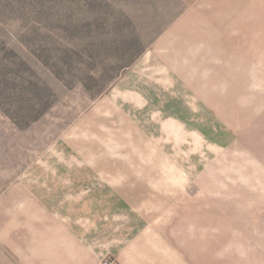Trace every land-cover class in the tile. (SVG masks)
Listing matches in <instances>:
<instances>
[{
    "label": "rangeland",
    "instance_id": "obj_1",
    "mask_svg": "<svg viewBox=\"0 0 264 264\" xmlns=\"http://www.w3.org/2000/svg\"><path fill=\"white\" fill-rule=\"evenodd\" d=\"M116 172L126 228L264 196V0H0V264H78Z\"/></svg>",
    "mask_w": 264,
    "mask_h": 264
},
{
    "label": "crops",
    "instance_id": "obj_2",
    "mask_svg": "<svg viewBox=\"0 0 264 264\" xmlns=\"http://www.w3.org/2000/svg\"><path fill=\"white\" fill-rule=\"evenodd\" d=\"M169 158L162 163L171 165L173 161ZM141 160L144 164L151 162L149 158H141ZM135 172L133 177L137 182L131 186L134 187L133 194L139 196L140 191L149 194V189L154 188L152 184L154 178L152 176L149 179L147 176L145 178V174L140 170ZM101 175L105 177L102 173ZM113 175L106 181L111 180L115 185L110 191V196H116L115 202L110 204L111 199L102 200V197H107L108 194H90V199L87 201L90 204L87 206L89 211L94 209L105 215L112 213L109 218L114 219L90 221L91 227L95 228L89 232L90 242L84 247L77 246L78 250L72 256L78 264H99V261L102 264L101 261L108 254H113L119 264H264V196L253 203L248 200H244V203L230 202L236 209L244 210L243 216L228 215L226 221L204 218L202 196L190 204L188 201H182L180 206L174 208L171 205L165 206V209L171 213L172 208L177 211L174 216L169 214L164 220L131 222L132 226L126 228L123 227L122 221L115 218L124 213L125 207L131 206L130 201H125L124 204L122 197L125 192L129 196L128 190L124 189L126 187L124 182L131 180L127 177L131 174L116 172ZM141 176L145 178L141 180H150L145 185L147 189L139 183ZM205 190L209 193L216 191L212 187ZM262 191L264 192V189ZM92 196L98 201H93ZM224 202L228 201H216L217 205ZM205 221L218 230L213 231L212 234H205ZM93 222L95 225L92 224ZM220 227L226 228L227 231L220 232ZM124 228L132 230V235L125 234ZM117 229L122 231H113ZM93 239H100L98 246L94 247Z\"/></svg>",
    "mask_w": 264,
    "mask_h": 264
},
{
    "label": "built area",
    "instance_id": "obj_3",
    "mask_svg": "<svg viewBox=\"0 0 264 264\" xmlns=\"http://www.w3.org/2000/svg\"><path fill=\"white\" fill-rule=\"evenodd\" d=\"M103 264H117V262L113 259H109V260L104 261Z\"/></svg>",
    "mask_w": 264,
    "mask_h": 264
}]
</instances>
